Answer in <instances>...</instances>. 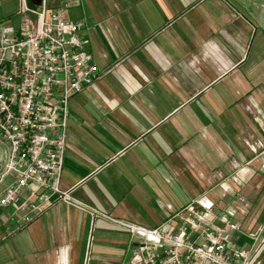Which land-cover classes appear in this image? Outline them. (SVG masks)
I'll return each mask as SVG.
<instances>
[{
    "label": "crops",
    "instance_id": "0c3cea01",
    "mask_svg": "<svg viewBox=\"0 0 264 264\" xmlns=\"http://www.w3.org/2000/svg\"><path fill=\"white\" fill-rule=\"evenodd\" d=\"M42 6L81 25L99 79L68 101L70 200L47 193L21 228L0 213V264H131L141 240L122 224L154 229L203 198L218 226L240 224L238 245L263 237L264 0ZM20 8L0 0V23L17 29ZM6 154L0 140V169Z\"/></svg>",
    "mask_w": 264,
    "mask_h": 264
},
{
    "label": "built area",
    "instance_id": "2783aa9c",
    "mask_svg": "<svg viewBox=\"0 0 264 264\" xmlns=\"http://www.w3.org/2000/svg\"><path fill=\"white\" fill-rule=\"evenodd\" d=\"M26 1L19 0L17 29L0 23V140L7 145L0 181L13 177L0 193V213L10 208L8 220L17 228L41 214L47 193L70 200L59 183L68 101L99 79L81 25ZM218 219L214 204L203 198L154 229L122 224L141 240L131 264H264L262 232L238 245L240 224L224 218L218 226Z\"/></svg>",
    "mask_w": 264,
    "mask_h": 264
},
{
    "label": "water",
    "instance_id": "95a60500",
    "mask_svg": "<svg viewBox=\"0 0 264 264\" xmlns=\"http://www.w3.org/2000/svg\"><path fill=\"white\" fill-rule=\"evenodd\" d=\"M28 1L32 4V6H34L38 10L41 9L43 0H28Z\"/></svg>",
    "mask_w": 264,
    "mask_h": 264
},
{
    "label": "clouds",
    "instance_id": "9594fccd",
    "mask_svg": "<svg viewBox=\"0 0 264 264\" xmlns=\"http://www.w3.org/2000/svg\"><path fill=\"white\" fill-rule=\"evenodd\" d=\"M65 264H66V262H65Z\"/></svg>",
    "mask_w": 264,
    "mask_h": 264
},
{
    "label": "rangeland",
    "instance_id": "374dc122",
    "mask_svg": "<svg viewBox=\"0 0 264 264\" xmlns=\"http://www.w3.org/2000/svg\"><path fill=\"white\" fill-rule=\"evenodd\" d=\"M264 260V259H263Z\"/></svg>",
    "mask_w": 264,
    "mask_h": 264
}]
</instances>
